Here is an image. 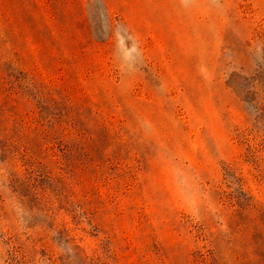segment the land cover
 Wrapping results in <instances>:
<instances>
[{
  "label": "rangeland",
  "instance_id": "obj_1",
  "mask_svg": "<svg viewBox=\"0 0 264 264\" xmlns=\"http://www.w3.org/2000/svg\"><path fill=\"white\" fill-rule=\"evenodd\" d=\"M0 264H264V0H0Z\"/></svg>",
  "mask_w": 264,
  "mask_h": 264
}]
</instances>
